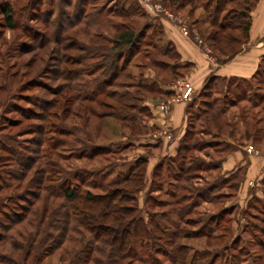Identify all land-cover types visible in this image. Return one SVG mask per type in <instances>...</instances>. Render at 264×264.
<instances>
[{
  "label": "rangeland",
  "instance_id": "rangeland-1",
  "mask_svg": "<svg viewBox=\"0 0 264 264\" xmlns=\"http://www.w3.org/2000/svg\"><path fill=\"white\" fill-rule=\"evenodd\" d=\"M253 2H227L220 17L232 21L233 14L248 12ZM5 3L14 10V28L7 25ZM176 4L0 0V264L69 262L59 260L61 250L51 248L55 242L49 241L68 209L47 191L35 197L40 175L42 185L57 190L79 184L99 194L141 158L148 159L147 174L134 198L150 233L137 240L135 259H126L125 264H178L173 260L172 235L177 225L197 232L179 240L189 246L187 263L199 255L195 264H209L211 256L205 253L229 246L213 264H232V255L240 257L238 264H264V232L253 227H264V176L257 172L264 162V101L256 94L261 82L259 78L218 80L208 91L212 96L193 93L185 99L192 102L187 127L200 144L179 153L180 143L173 146L167 131L170 126L160 125V106L170 100L155 90L160 79H175V71L187 69L175 53H164L161 24L169 20L184 36L203 42L213 27L208 17L212 8L190 12L191 3L180 8ZM124 24L137 32L144 30L146 39L114 84L106 85V66L114 54L112 39ZM234 32L242 35L241 30ZM66 35L78 43L71 45ZM206 41L198 44L206 51L208 47L210 55L222 57ZM67 56L83 59L71 65L75 77L63 73ZM161 61L180 66L162 67ZM97 64L105 67L95 72ZM260 69L264 71V61ZM202 100L212 101L213 109L223 110L221 115L217 119L209 115L212 108ZM124 102L136 108H124ZM248 145L259 154L249 153ZM20 154L25 161L19 163ZM241 160L242 169L224 171L225 163L231 166ZM191 165L198 168L187 174L180 171V166ZM47 177L57 180L46 182ZM184 197L178 205L177 199ZM183 206L190 207L185 219L191 222L180 221L174 212ZM225 208L231 212L222 214ZM76 245L69 244L84 248Z\"/></svg>",
  "mask_w": 264,
  "mask_h": 264
},
{
  "label": "trees",
  "instance_id": "trees-1",
  "mask_svg": "<svg viewBox=\"0 0 264 264\" xmlns=\"http://www.w3.org/2000/svg\"><path fill=\"white\" fill-rule=\"evenodd\" d=\"M230 1L235 0H206L205 4L203 5H198L199 0H169V2L173 4L179 3L176 4L177 8L183 7L182 5L186 2L188 4L191 3L192 8L190 9V12H193L197 7H203L205 9L212 8L208 14V17H210L211 21L209 22L207 18L204 20V23H211L213 30L205 35V41L207 40L206 42L214 48V52L218 51V53L223 57H218L220 61L230 60L237 52L241 50L242 44L248 40L249 29L251 25L250 14L257 2V0H254L253 4L249 6L248 12L233 14L231 21L227 20V17H220V13L225 11L224 5ZM13 12L14 10L11 4L5 3L3 13L5 19L7 20V25L11 28L15 27ZM84 13L85 11L83 10L80 12V15H83ZM244 17L247 18L246 22L243 20ZM79 22L80 21H77L75 23L77 24ZM122 27L123 29L117 30L118 34L112 39L113 42L111 49L114 50V52H112L114 54L110 58V63L106 66L107 70L105 74L107 71L109 72V76L105 75V81L106 79H109L106 85L114 84L115 79L119 77L120 73L126 69L129 61L138 54L140 49L139 46L142 44V41L146 39L144 36V30L137 32V30H135L133 27L127 26L126 24H124ZM161 30L163 34L161 38L163 42H165L162 24ZM237 30H241L242 35H237L234 32ZM61 37L62 36L57 38L58 41H56L59 42ZM65 38L73 46H75V42L78 43L77 38H73L69 35H66ZM165 43L164 53L172 52L175 53V55L179 58V53L176 46L168 41ZM84 48L85 47L83 46V49ZM95 54L97 55L98 52H93V55ZM77 57H66L67 65L63 69V73L65 72L70 76L73 75L71 73L74 70L71 68V65L81 64L83 60L82 57ZM103 57L106 56L103 55ZM159 63L162 65V67H169V65H171L172 69L175 68V66H180L179 62L169 64L166 61H161ZM104 67L105 66H101V64H97L93 70L95 71L99 68L103 69ZM185 67L188 69L189 66L186 65ZM175 72L174 78L184 74V72L180 71ZM73 77L75 76L73 75ZM160 81L166 80L160 79ZM155 91L160 93L161 97L166 100L172 95L171 92L162 90L160 86ZM208 91L210 90L203 91L202 93H205V96H212V94ZM122 96L130 98L128 94H123ZM206 103L209 108H212L213 111L209 115L217 119V115H221L223 110L213 109V103L210 100L206 101ZM122 105L124 108H127L128 106L131 109L136 108V105L133 103L124 102ZM190 107H192V103L189 104L188 110ZM192 131L193 130L187 127L186 132L180 141L178 150L179 153H181V151L183 152L184 150L190 151L192 149H196L200 144V141L196 140L197 138H194L193 141L194 132ZM18 161L19 163L21 161H25V157L21 155V158ZM147 163V158H141L137 160L133 167L124 176L107 185H104L102 187V193L99 194L85 190L79 186V184H76L75 186H67L66 188L61 187L57 190L56 188L44 185L45 183L42 185L40 182H42L44 178L42 175L38 177L39 191L35 193V197L37 199L41 198L42 192L47 191V195L50 198L61 199L64 207L68 209L63 214V219H61L59 223L60 225L56 228L58 231L57 234L51 233V236L49 237V241L55 242L50 247L61 250L59 254V260L61 262H68L67 260H69L68 264H125L126 259H135L134 252L136 249L135 247L137 240L147 237V235L150 233L147 229V226L145 225L144 218L139 214V208L136 205V199L134 198V193H137L143 186V182L147 174ZM196 168L198 167L195 165H191L186 168L180 166V171H184V173L187 174L189 173V170L191 171ZM56 180L57 179L55 178H45L46 182ZM184 200H186L185 197L181 199L178 198L176 203L179 205ZM174 212H177V216L180 221L186 223L191 222L190 218L185 219L186 215L191 213L190 207L183 206L179 209L175 208ZM227 212L230 213L231 209L225 208L222 214ZM253 227L256 228L257 231L264 232V227L260 229L256 225H253ZM213 229L214 227H211L210 232H212L211 230ZM183 231L184 228L177 225L176 232L172 234L175 238L174 245L176 247V253L173 256V260L178 264H195V258L197 256L199 258L200 256L196 255L193 257L194 259L192 258L190 260V263H187L189 258L186 251L189 246L184 245L179 240L181 238L193 237L194 234H197V232L191 230ZM239 240H241V238H238V241ZM233 241L236 242V240ZM72 243L75 245L77 243L84 245V248L77 249L76 246L78 245H76L75 248H72L69 246V244ZM228 248L229 246L222 247L213 254L205 253L207 257L211 256V261L209 264H213L217 257L223 258L226 255L225 253L228 252ZM222 250L224 252H222ZM239 259L240 257L232 255V258L230 257L229 261L232 262V264H238Z\"/></svg>",
  "mask_w": 264,
  "mask_h": 264
},
{
  "label": "crops",
  "instance_id": "crops-1",
  "mask_svg": "<svg viewBox=\"0 0 264 264\" xmlns=\"http://www.w3.org/2000/svg\"><path fill=\"white\" fill-rule=\"evenodd\" d=\"M250 15L249 38L242 44L241 50L228 61H220L215 55H210L195 38L184 36L177 25H173L169 20H163L165 40L176 46L184 65L189 66L181 78L179 76L177 79L160 81V88L172 93L167 99L172 102L170 112L163 113L160 110V125L166 123V126H170L167 131L169 136H172L173 146L179 145L186 132L188 106L192 103L179 97L184 89V81L185 84L193 87V93L201 94L210 90V86L216 84L218 80L259 78L261 84L256 94H259V99L264 101V71L260 69L264 61V0H257ZM253 161L255 162V159ZM242 167H244L242 160L232 163L231 166H226L225 163L224 171L240 170ZM257 172L262 173L260 177L264 176L263 161L257 166Z\"/></svg>",
  "mask_w": 264,
  "mask_h": 264
},
{
  "label": "built area",
  "instance_id": "built-area-1",
  "mask_svg": "<svg viewBox=\"0 0 264 264\" xmlns=\"http://www.w3.org/2000/svg\"><path fill=\"white\" fill-rule=\"evenodd\" d=\"M166 13H167L168 16H169L168 11H167ZM169 17H170V16H169ZM183 31H184V34H187V33H188L186 29H183ZM196 40H197V39H196ZM197 41H198L200 44H203V43H204L202 39H198ZM207 51H208V52L210 51V49H209L208 47H207ZM192 93H193V87H192L190 84H186V85H184V89H183V91H182V93L180 94L179 97H180L181 99H183V100H185V99H189V98H191ZM171 103H172L171 101H169V102H163V103L161 104V106H160L161 111L164 112V113H168V112L170 111V104H171ZM246 150H247L249 153H252V154H259V150H258L255 146H253V145H248V146H246Z\"/></svg>",
  "mask_w": 264,
  "mask_h": 264
}]
</instances>
